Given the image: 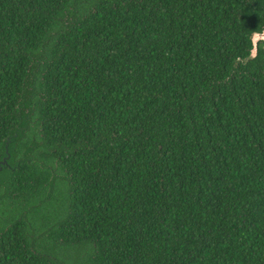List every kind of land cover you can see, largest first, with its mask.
<instances>
[{
  "label": "trees",
  "instance_id": "obj_1",
  "mask_svg": "<svg viewBox=\"0 0 264 264\" xmlns=\"http://www.w3.org/2000/svg\"><path fill=\"white\" fill-rule=\"evenodd\" d=\"M263 28L264 0H0V154L27 159L0 264H264Z\"/></svg>",
  "mask_w": 264,
  "mask_h": 264
},
{
  "label": "water",
  "instance_id": "obj_2",
  "mask_svg": "<svg viewBox=\"0 0 264 264\" xmlns=\"http://www.w3.org/2000/svg\"><path fill=\"white\" fill-rule=\"evenodd\" d=\"M260 33H264V28L262 30V32ZM262 41L264 43V39H260L257 41V48H258V42ZM256 53H257V50L253 51V45H252V49H251V56L252 57H255L256 56ZM17 134L14 133L12 136H8L6 137V141L4 142V145H3V151H4V156L3 158L0 160V180H3V179H6L8 177V175L10 174V172L12 171H15L16 169H18L19 165L20 164H23V163H26L27 162V159L24 157L22 160H19L17 162H15L14 164L11 162L10 160V154H9V151H8V146H9V143L11 141V139L16 136ZM41 167L43 168H46V166H43L41 165ZM53 181H54V175L51 177V185H50V188H49V192L53 186ZM4 189H5V195H6V190L7 188L5 187L4 185ZM4 194L2 196H4Z\"/></svg>",
  "mask_w": 264,
  "mask_h": 264
},
{
  "label": "clouds",
  "instance_id": "obj_3",
  "mask_svg": "<svg viewBox=\"0 0 264 264\" xmlns=\"http://www.w3.org/2000/svg\"><path fill=\"white\" fill-rule=\"evenodd\" d=\"M251 39H252L253 51H255L257 50V41L260 39H264V33L253 32Z\"/></svg>",
  "mask_w": 264,
  "mask_h": 264
},
{
  "label": "flooded vegetation",
  "instance_id": "obj_4",
  "mask_svg": "<svg viewBox=\"0 0 264 264\" xmlns=\"http://www.w3.org/2000/svg\"><path fill=\"white\" fill-rule=\"evenodd\" d=\"M3 149H4V148H3ZM3 149H2V150H3ZM3 154H4V152H3ZM3 156H4V155H1V154H0V160L3 158ZM2 186L4 187V185H2ZM3 187H0V188L2 189V191L0 192V195H1V194L3 193V191H4ZM26 212H28V209H26V210L23 209L22 211H20V215H19V216H22V214H23V213H26ZM24 220L28 221V220H27V217L24 218ZM31 231H33V230H31ZM32 236H33V234H31V237H32ZM31 244H32V243H31Z\"/></svg>",
  "mask_w": 264,
  "mask_h": 264
},
{
  "label": "rangeland",
  "instance_id": "obj_5",
  "mask_svg": "<svg viewBox=\"0 0 264 264\" xmlns=\"http://www.w3.org/2000/svg\"><path fill=\"white\" fill-rule=\"evenodd\" d=\"M29 212H30V213H28V214H31L32 211L30 210ZM33 219L36 220V216H35Z\"/></svg>",
  "mask_w": 264,
  "mask_h": 264
}]
</instances>
